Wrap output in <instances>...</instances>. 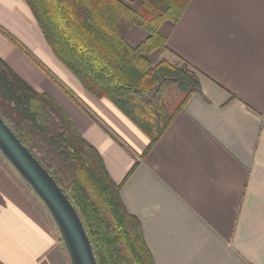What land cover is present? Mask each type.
Returning <instances> with one entry per match:
<instances>
[{"label": "crops", "instance_id": "0c3cea01", "mask_svg": "<svg viewBox=\"0 0 264 264\" xmlns=\"http://www.w3.org/2000/svg\"><path fill=\"white\" fill-rule=\"evenodd\" d=\"M136 29L128 35L137 39ZM170 31L159 60L187 62L202 93L141 157L148 137L58 61L24 0H0V57L64 110L116 184L138 163L120 195L155 264H264V0H192ZM3 157L0 264H71L41 200Z\"/></svg>", "mask_w": 264, "mask_h": 264}, {"label": "trees", "instance_id": "16d2710c", "mask_svg": "<svg viewBox=\"0 0 264 264\" xmlns=\"http://www.w3.org/2000/svg\"><path fill=\"white\" fill-rule=\"evenodd\" d=\"M55 57L98 99L113 103L150 140L145 157L183 111L201 94L198 74L149 55L167 49L170 30L192 0H24ZM127 29L147 33L131 46ZM167 24V30L162 29ZM4 35L16 43L7 32ZM52 78L71 100L113 137L108 127L67 85ZM182 95L176 107L167 89ZM0 115L54 177L79 213L99 264H155L142 226L121 199L122 184L110 177L100 152L76 130L64 110L35 90L0 57ZM122 147L131 148L115 135ZM59 235V234H58ZM59 241L65 249L63 240Z\"/></svg>", "mask_w": 264, "mask_h": 264}, {"label": "water", "instance_id": "95a60500", "mask_svg": "<svg viewBox=\"0 0 264 264\" xmlns=\"http://www.w3.org/2000/svg\"><path fill=\"white\" fill-rule=\"evenodd\" d=\"M0 152L46 206L71 264H99L84 223L69 197L1 115Z\"/></svg>", "mask_w": 264, "mask_h": 264}, {"label": "rangeland", "instance_id": "374dc122", "mask_svg": "<svg viewBox=\"0 0 264 264\" xmlns=\"http://www.w3.org/2000/svg\"><path fill=\"white\" fill-rule=\"evenodd\" d=\"M167 24H164V26L162 27V29H165V30H167ZM121 28H122V30H123V32H124V34L127 36L128 35V33L130 32V30L129 29H127V27L125 26V23L122 21V23H121ZM136 30H138V31H135V32H138V36H137V39H136V35H133V38H132V36L131 35H128V38L129 39H131L132 41L134 40V42L135 41H138L139 39H141V41H143L144 39H146V37L144 38V36H146V32L145 31H143L142 29H136ZM143 32H145V33H143ZM143 34H144V36H143ZM136 39V40H135ZM131 42V41H130ZM135 47V46H134ZM163 53H153V54H151V55H149V59L151 60V62L155 65V64H157V63H159V61H161V60H159V58L161 57V55H162ZM55 56V55H54ZM59 61V60H58ZM60 62V61H59ZM171 62H172V64L173 65H176V66H179V67H181L182 66V62H180L179 60H171ZM64 66V65H63ZM66 68V67H65ZM67 69V68H66ZM69 87V86H68ZM70 88V87H69ZM71 89V88H70ZM72 90V89H71ZM180 93V92H179ZM176 90H174V89H167V91H166V98L168 99V101L170 102V103H172L173 104V107H176L178 104H179V101L182 99V95L181 94H179ZM4 158V157H3ZM6 160V159H5ZM25 182V181H24ZM26 183V182H25ZM27 184V183H26ZM28 185V184H27ZM28 187L30 188V189H32L29 185H28ZM42 202V201H41ZM42 205H43V209H44V212H45V214H46V216L47 217H49L50 218V220H51V223H53L52 225H54L55 226V228H56V225H55V223L53 222V220H52V218H51V215H50V213H49V211L47 210V208H46V206L43 204V202H42ZM56 230H57V228H56ZM57 233L59 234V232H58V230H57ZM58 236H60V234L58 235Z\"/></svg>", "mask_w": 264, "mask_h": 264}]
</instances>
